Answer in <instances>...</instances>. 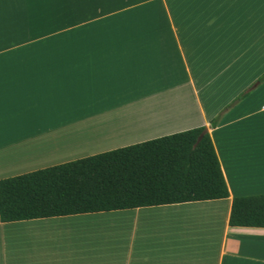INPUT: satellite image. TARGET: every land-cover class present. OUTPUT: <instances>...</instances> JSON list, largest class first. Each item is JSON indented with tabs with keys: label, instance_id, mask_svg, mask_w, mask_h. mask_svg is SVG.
I'll use <instances>...</instances> for the list:
<instances>
[{
	"label": "crops",
	"instance_id": "1",
	"mask_svg": "<svg viewBox=\"0 0 264 264\" xmlns=\"http://www.w3.org/2000/svg\"><path fill=\"white\" fill-rule=\"evenodd\" d=\"M263 75L264 0H0V180L203 126L228 189L0 222V264H264L228 224L264 194Z\"/></svg>",
	"mask_w": 264,
	"mask_h": 264
},
{
	"label": "trees",
	"instance_id": "2",
	"mask_svg": "<svg viewBox=\"0 0 264 264\" xmlns=\"http://www.w3.org/2000/svg\"><path fill=\"white\" fill-rule=\"evenodd\" d=\"M264 81V75L257 82ZM241 93L210 122L244 98ZM228 197L206 128L0 180V222L220 200ZM231 227L264 228V194L232 199Z\"/></svg>",
	"mask_w": 264,
	"mask_h": 264
},
{
	"label": "built area",
	"instance_id": "3",
	"mask_svg": "<svg viewBox=\"0 0 264 264\" xmlns=\"http://www.w3.org/2000/svg\"><path fill=\"white\" fill-rule=\"evenodd\" d=\"M262 108L264 109V106Z\"/></svg>",
	"mask_w": 264,
	"mask_h": 264
},
{
	"label": "rangeland",
	"instance_id": "4",
	"mask_svg": "<svg viewBox=\"0 0 264 264\" xmlns=\"http://www.w3.org/2000/svg\"><path fill=\"white\" fill-rule=\"evenodd\" d=\"M86 226V225H85Z\"/></svg>",
	"mask_w": 264,
	"mask_h": 264
}]
</instances>
